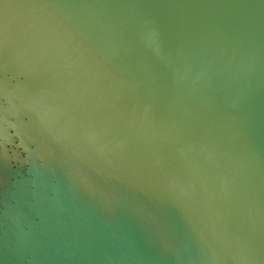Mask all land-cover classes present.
Listing matches in <instances>:
<instances>
[{
    "label": "water",
    "instance_id": "1",
    "mask_svg": "<svg viewBox=\"0 0 264 264\" xmlns=\"http://www.w3.org/2000/svg\"><path fill=\"white\" fill-rule=\"evenodd\" d=\"M0 264H264V0H0Z\"/></svg>",
    "mask_w": 264,
    "mask_h": 264
}]
</instances>
